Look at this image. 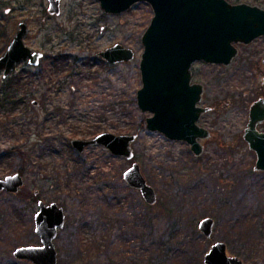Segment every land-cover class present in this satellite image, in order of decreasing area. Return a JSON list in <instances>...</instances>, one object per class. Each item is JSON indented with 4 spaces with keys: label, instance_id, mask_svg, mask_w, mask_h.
I'll return each mask as SVG.
<instances>
[{
    "label": "rangeland",
    "instance_id": "374dc122",
    "mask_svg": "<svg viewBox=\"0 0 264 264\" xmlns=\"http://www.w3.org/2000/svg\"><path fill=\"white\" fill-rule=\"evenodd\" d=\"M5 1L0 23L8 34L0 37V56L24 21L25 43L44 53L40 61L59 54L68 59L65 70L50 62L42 73L41 62H20L12 73L23 76L13 105L3 103L4 81L12 75L4 78L0 71V153L8 151L0 159V178L23 168L25 179L17 194L0 193V264H35L14 255L19 246L41 244L35 231L39 200L32 193L65 209V226L54 240L58 264H205L216 241L226 242L228 254L244 264H264V171L254 169L256 152L244 138L250 106L264 98V35L236 43L238 53L229 64L193 63L192 81L204 86L199 105L209 108L197 123L210 131L199 138L203 150L195 154L187 141L148 129L153 113L138 105L142 37L154 16L148 2L112 14L99 0H61L59 13L49 10L50 0ZM229 1L264 8V0ZM116 43L132 48L134 59L111 63L98 54ZM258 127L264 130V122ZM101 132L137 134L134 157L115 155L103 145L83 152L72 145L74 138ZM80 161L91 170L80 172ZM134 162L156 191L154 204L125 180ZM114 183L123 191L111 203L102 187L109 190ZM206 216L215 219L209 238L199 228ZM140 218L141 227L151 226L153 233L143 241L129 235L132 248L126 250L119 242L129 227L125 221ZM252 219L261 227L248 243L240 229L246 224L255 229Z\"/></svg>",
    "mask_w": 264,
    "mask_h": 264
},
{
    "label": "water",
    "instance_id": "95a60500",
    "mask_svg": "<svg viewBox=\"0 0 264 264\" xmlns=\"http://www.w3.org/2000/svg\"><path fill=\"white\" fill-rule=\"evenodd\" d=\"M61 0H50L49 10L60 12ZM106 13L118 14L140 1L148 2L154 16L143 34L144 51L140 60L142 87L137 91V101L148 116L147 128L164 133L173 140H184L190 144L195 154H200L203 146L199 138L210 136V131L197 121L208 107L198 105L202 100L204 86L192 83V65L197 60L208 63L229 64L237 55L236 43L248 44L264 35V8L247 2L229 0H99ZM28 31L26 22L13 36L6 51L0 56V70L9 76L21 61L28 60L38 65L43 53L33 51L25 43ZM106 61L119 63L134 59L135 51L121 43H116L98 53ZM264 62V58H263ZM264 122V98H259L250 106L249 121L244 130V138L256 152L254 169L264 171V130L259 124ZM137 134H115L101 132L94 138H74L72 145L78 152L87 146L103 145L115 155L132 159V143ZM125 180L130 186L141 190L149 204L157 201L156 191L148 184L134 162L125 171ZM24 185V177L15 172L0 178V191L18 192ZM35 215V230L41 238V245H23L15 249L19 259H27L35 264H58V252L54 239L58 229L65 225L64 208L57 202H39ZM215 219L206 216L199 222L200 230L206 237L214 231ZM205 264H244L235 255H229L227 243L216 241L204 256Z\"/></svg>",
    "mask_w": 264,
    "mask_h": 264
},
{
    "label": "trees",
    "instance_id": "16d2710c",
    "mask_svg": "<svg viewBox=\"0 0 264 264\" xmlns=\"http://www.w3.org/2000/svg\"><path fill=\"white\" fill-rule=\"evenodd\" d=\"M4 3H6V2L3 1L1 4L3 5ZM1 16L2 15H0V22H3L2 21V18H4V17H1ZM7 34H8V32H7L6 24L4 26L3 24L0 23V37H1V35H5L6 36ZM6 40H7V37H6ZM51 59H52L51 61H47V62H46V60L43 61V62L41 61V65L39 66V69H40L41 73L50 70V62L52 64V68L55 65H57V70L58 71H62V70H65L66 69L67 59H68L67 58V55H63V54H59L58 56H52L51 55ZM48 60H50V59H48ZM73 60H74V62L72 63V67L74 69V67L76 65V61L79 60V59L76 57ZM104 65H109V66L111 65L112 66L113 64H110V63L108 64V63L104 62ZM100 77H101V73L98 72L95 78L98 79ZM22 78H23L22 74L21 75L20 74H17V75H12L8 80H5L4 81V86L5 87L3 89H5V92H4V101H3V103H5V102L6 103L7 102L9 103L10 102L11 105H13L15 102H17V100L20 99L18 97V91L20 90ZM82 78L80 79V81L82 80ZM72 80H75L74 82H76V79L72 78ZM119 113L120 114H125L126 111L123 110V108H122L119 111ZM7 152L5 150L2 153H0V159L3 158L7 154ZM18 152L21 153L22 150H19ZM80 162H82V165L79 166V167H84L83 168L84 170L83 169H78L80 172H88V171L91 170L90 167H87L85 165V163H84L85 161H80ZM18 171L23 174L24 169L23 168H20ZM120 185H122V184H119V183L110 184V187L107 188L109 190H106V188H103L102 187V195H107V199L108 200H110V199L112 200L111 203L118 202L116 199L118 198V195L120 194V191L122 190V188L120 187ZM125 187L127 188L128 186H125ZM31 196L34 199H38L39 198V196L36 193H32ZM262 214H263V212L260 215H262ZM246 219H247V217H245L244 221ZM133 221H135V222L134 223H129L128 220L125 221V223L128 224V226H129V227H127V229L128 228L129 229L128 230L126 229L124 231L125 234L122 233L120 235V241H119L120 242V245H122L126 250H127V247L126 246H128V250H129V248L130 249L132 248V247H129V245H127L128 242H130V240H131V237H128L129 235L134 234V236H135V238L137 240L143 241V239L150 237V235H152V233H153V229H152L151 226L150 227H146V228H144V226L141 227V223L144 221L142 218H140V220L139 219L138 220H135L134 219ZM251 222L256 224L255 229L252 228L251 224H246L244 227H242V225H241V229H240V233H241V235H243L242 240L245 241V242H248V243L252 241V234H253V232L256 229H258V228L260 229V227H261L253 219L251 220ZM90 223L93 224V225L96 224L95 221H91ZM249 232L251 234H250V236H247V234ZM98 248H99V250H101V246H98Z\"/></svg>",
    "mask_w": 264,
    "mask_h": 264
},
{
    "label": "flooded vegetation",
    "instance_id": "af4514ba",
    "mask_svg": "<svg viewBox=\"0 0 264 264\" xmlns=\"http://www.w3.org/2000/svg\"><path fill=\"white\" fill-rule=\"evenodd\" d=\"M3 1L6 2L5 0H0V4H1ZM1 5H2V4H1ZM3 5H5V3H4ZM42 53H43V52H42ZM43 55H44V53H43ZM41 58H42V57H41ZM40 60H41V59H40ZM25 61H26V60H25ZM21 62H22V61H21ZM40 62H41V61H40ZM40 62H39V64H40ZM39 64H38V65H39ZM18 65H19V64H18ZM15 70H16V69H15ZM0 71H1V70H0ZM12 73H13V72H12ZM12 73H11L10 75H12ZM2 75H3V72H2ZM10 75H9V76H10ZM9 76H7V77H4V76H3V77H4V78H8ZM16 172H19V171H16ZM21 174H22V173H21ZM22 175H23V174H22ZM23 177H24V175H23ZM2 178H4V177H2ZM24 184H25V179H24ZM23 186H24V185H23ZM23 186L20 188V190L23 188ZM20 190H19V191H20ZM19 191H18V192H19ZM1 192H6V193H10V194H17V193H18V192H9V191H7V190L0 191V193H1ZM36 194H37V193H36ZM38 200H39V201H38V205H39V202H40L42 199L38 198ZM42 201H43V200H42ZM51 203H52V202H51ZM46 204H48V203H46ZM49 204H50V203H49ZM60 206H61V205H60ZM62 207H63V206H62ZM39 208H40V206H39ZM39 208H38V210H39ZM63 208H64V207H63ZM38 210H37V211H38ZM37 211H36V213H37ZM64 212H65V209H64ZM36 213H35V215H36ZM65 215H66V212H65ZM65 223H66V217H65ZM64 226H65V225H64ZM62 228H63V227H62ZM60 229H61V228H60ZM35 231H36V230H35ZM58 231H59V229H58ZM57 235H58V233H57ZM56 237H57V236H56ZM54 240H55V239H54ZM54 243H55V242H54ZM41 244H42V242H41ZM41 244H40V245H41ZM14 251H15V250H14ZM14 255H15V254H14ZM26 260H27V259H26Z\"/></svg>",
    "mask_w": 264,
    "mask_h": 264
},
{
    "label": "bare ground",
    "instance_id": "6f19581e",
    "mask_svg": "<svg viewBox=\"0 0 264 264\" xmlns=\"http://www.w3.org/2000/svg\"><path fill=\"white\" fill-rule=\"evenodd\" d=\"M15 173V172H14ZM214 244V243H213Z\"/></svg>",
    "mask_w": 264,
    "mask_h": 264
}]
</instances>
